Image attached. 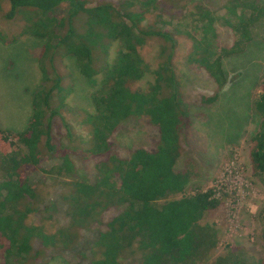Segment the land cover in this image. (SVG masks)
<instances>
[{"label":"trees","instance_id":"obj_1","mask_svg":"<svg viewBox=\"0 0 264 264\" xmlns=\"http://www.w3.org/2000/svg\"><path fill=\"white\" fill-rule=\"evenodd\" d=\"M259 1L227 0L224 14L217 16L200 6L180 13L173 0H0V19L21 24L17 35L0 34L2 41L32 37L44 43L26 130L15 135L0 130L4 264H25L34 240L45 248H68L80 233L89 231L95 232L90 264H125L131 258L139 264H264V258L253 260L245 251L215 258L219 233L205 218L218 210L219 200L212 189L184 195L192 173L176 170V164L190 113L173 66L177 39L189 40L188 63L202 70L217 89L203 104L216 103L226 82L223 58L240 54L264 21ZM3 2L7 11L2 10ZM149 17L153 23L145 24ZM216 24L235 36L231 47L218 46ZM150 41L159 45L154 71L140 53ZM113 46L118 51L110 59ZM63 56L75 60L81 76L94 88L93 112L82 121L89 129L86 149L71 143L74 135L68 129L67 146L52 135V122L66 110L69 96L58 73ZM149 73L153 81L147 89L134 88ZM253 109L259 124L250 140L248 162L264 188V80ZM129 119L145 120L157 131V139L152 149L139 148L120 158L110 139ZM78 154L94 164L93 183L75 177L72 157ZM47 157L58 164L43 173L64 186L66 205L67 226L55 234L30 222L41 196L27 174ZM260 219L264 224V207ZM261 240L264 247V231Z\"/></svg>","mask_w":264,"mask_h":264},{"label":"rangeland","instance_id":"obj_2","mask_svg":"<svg viewBox=\"0 0 264 264\" xmlns=\"http://www.w3.org/2000/svg\"><path fill=\"white\" fill-rule=\"evenodd\" d=\"M92 1L100 0H89L90 3ZM104 1L118 3L123 0ZM173 1L180 13L200 6L221 16L227 0ZM259 3L264 7V0ZM2 10H8L6 2L2 3ZM56 16L60 17L61 13ZM164 20L167 21V17ZM152 23V18H147L145 24ZM20 29L19 22L8 23L0 19V34L3 37L17 35ZM215 29L218 46L231 47L235 36L220 24H216ZM43 44V41L32 37H22L14 43L0 39L1 131L15 135L28 126L31 97L39 84L38 58ZM117 51V46L111 48L110 59ZM158 51L156 41L148 42L140 51L150 71L158 66ZM190 51L189 40L177 39L173 66L181 84L182 98L190 113V125L182 139L181 156L176 164V170L188 169L192 173V180L184 195L212 189L219 200L218 210L205 218V222L215 225L219 233L215 258L229 251H245L250 258L258 261L264 258L261 240L264 224L260 219V210L264 207V188L252 176L248 150L259 124L253 102L260 95L264 80V21H260L253 40L245 45L240 54L223 58L226 82L214 104H203L204 99L211 97L217 89L202 70L188 63ZM58 63V73L64 77L63 88L67 89L69 96L66 110L52 122V135L58 144L67 146L69 130L74 135L73 141H69L79 149H86L89 129L82 121L86 114L93 112L91 95L94 88L81 76L73 58L63 56L61 60L60 57ZM152 81L153 76L149 73L134 88L146 90ZM156 139L157 131L145 120L129 119L116 130L110 141L118 157L128 158L136 149H152ZM72 162L77 179L94 182L96 169L90 160H84L78 154L72 157ZM57 164V161L47 157L42 159L35 172L27 174L30 184L37 186L41 196L30 222L50 234L67 226L66 205L62 200L64 186L55 184L54 179L43 173ZM94 233H80L77 243L68 248H45L34 240L32 253L25 264H90V244L95 239ZM4 247L6 242L0 237V264H4ZM125 264H139V260L131 258Z\"/></svg>","mask_w":264,"mask_h":264}]
</instances>
